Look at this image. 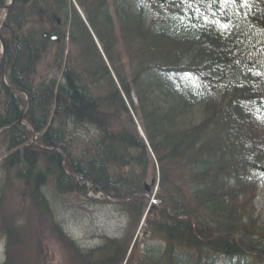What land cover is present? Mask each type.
Returning <instances> with one entry per match:
<instances>
[{
  "label": "trees",
  "instance_id": "trees-1",
  "mask_svg": "<svg viewBox=\"0 0 264 264\" xmlns=\"http://www.w3.org/2000/svg\"><path fill=\"white\" fill-rule=\"evenodd\" d=\"M74 1L15 0L1 27L0 264L51 241L63 264H264V0ZM81 203L119 233L73 240Z\"/></svg>",
  "mask_w": 264,
  "mask_h": 264
},
{
  "label": "rangeland",
  "instance_id": "rangeland-1",
  "mask_svg": "<svg viewBox=\"0 0 264 264\" xmlns=\"http://www.w3.org/2000/svg\"><path fill=\"white\" fill-rule=\"evenodd\" d=\"M258 175V189L254 205L261 217H264V174ZM64 228L73 240L82 246L90 247L100 243L101 236L104 234L109 236L118 234L121 229V216L111 205L73 204L72 208L64 213ZM47 256L50 259L48 264L65 262L61 249L52 241L47 243ZM2 260L3 244L0 239V262Z\"/></svg>",
  "mask_w": 264,
  "mask_h": 264
},
{
  "label": "water",
  "instance_id": "water-1",
  "mask_svg": "<svg viewBox=\"0 0 264 264\" xmlns=\"http://www.w3.org/2000/svg\"><path fill=\"white\" fill-rule=\"evenodd\" d=\"M15 0H10L7 4L3 5L0 7V17H1V14L4 12V19L5 17L7 16V13L10 11L12 5L14 4ZM4 19L1 21V18H0V27H1V24L3 23ZM59 22V20H57ZM55 39V37H53ZM0 44H1V53H0V68H1V74H2V78H3V81H4V72L2 70V66H3V59H4V55H5V50H6V47H5V41H4V38L1 34V30H0ZM10 89L12 90H15V91H20V92H23L26 96V104L23 108V111H22V114H21V117L19 119V122L22 121V119L26 116V112L28 110V107H29V95L26 91H24L22 88L20 87H10ZM108 199V198H107ZM108 201H110L108 199Z\"/></svg>",
  "mask_w": 264,
  "mask_h": 264
},
{
  "label": "snow or ice",
  "instance_id": "snow-or-ice-1",
  "mask_svg": "<svg viewBox=\"0 0 264 264\" xmlns=\"http://www.w3.org/2000/svg\"><path fill=\"white\" fill-rule=\"evenodd\" d=\"M215 2L220 5H228V4H235L237 3V0H215ZM240 6L241 7H246L248 6V0H239ZM222 23V27L224 30H227L229 28V24L225 23V22H221Z\"/></svg>",
  "mask_w": 264,
  "mask_h": 264
},
{
  "label": "bare ground",
  "instance_id": "bare-ground-1",
  "mask_svg": "<svg viewBox=\"0 0 264 264\" xmlns=\"http://www.w3.org/2000/svg\"><path fill=\"white\" fill-rule=\"evenodd\" d=\"M3 18H4V12L1 14V21L3 20ZM87 27H88V29L90 31V34L93 36V32H92L91 28L88 25H87ZM3 38H4V36H3ZM4 41H5V38H4ZM5 47H6V42H5ZM4 57H5V55H4ZM3 61H4V59H3ZM2 70L4 72V67L3 66H2ZM0 71H1V68H0Z\"/></svg>",
  "mask_w": 264,
  "mask_h": 264
}]
</instances>
